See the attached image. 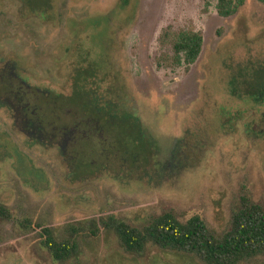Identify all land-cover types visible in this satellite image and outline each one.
I'll use <instances>...</instances> for the list:
<instances>
[{
  "label": "rangeland",
  "instance_id": "374dc122",
  "mask_svg": "<svg viewBox=\"0 0 264 264\" xmlns=\"http://www.w3.org/2000/svg\"><path fill=\"white\" fill-rule=\"evenodd\" d=\"M241 1L225 18L217 0H0V203L60 233L164 212L220 233L238 196L264 206V104L229 93L232 81L264 94V3ZM168 27L202 35L194 64L171 62L159 42ZM80 47L89 61L105 56L91 85L137 116L144 147L116 145L110 121L60 103ZM39 231L1 225L0 264H204L153 246L130 255L104 229L56 263Z\"/></svg>",
  "mask_w": 264,
  "mask_h": 264
},
{
  "label": "trees",
  "instance_id": "16d2710c",
  "mask_svg": "<svg viewBox=\"0 0 264 264\" xmlns=\"http://www.w3.org/2000/svg\"><path fill=\"white\" fill-rule=\"evenodd\" d=\"M258 1L264 3V0ZM241 3V0H217V13L225 18L233 16ZM159 42L169 46L172 63L190 66L201 53L203 38L193 30L174 31L168 27L161 33ZM80 52L81 59L73 69L75 77L72 95L60 103L71 107L73 111L84 113L97 122L102 121L104 128L105 123L110 121L111 126L107 130H113L110 135L111 139L114 138L115 142H118L116 145L130 144L135 149L144 147L141 138L137 136L142 133L137 116L120 107L107 92L97 98L99 88H93L91 85L90 80H95L96 70L100 71L101 66L106 68L105 56H100L101 60L98 58L89 61V52L84 51L82 47ZM229 86V93L231 92L233 97L264 104L263 93L251 96L247 93V87L240 84L236 87L232 81ZM51 104L55 105V102ZM8 222H13L20 234L40 230V247L56 263L77 259L82 254V237L95 238L101 229L113 233L126 253L139 257L145 254L149 246L194 256L204 264H242L264 256V206L254 202L248 195H240L232 201L228 225L220 233L211 229L200 216L194 215L186 221H180L173 212L151 216L136 225L125 219L109 216L98 223L73 225L67 232L60 233L54 228L33 223L27 217L17 219L8 207L0 203V226Z\"/></svg>",
  "mask_w": 264,
  "mask_h": 264
}]
</instances>
